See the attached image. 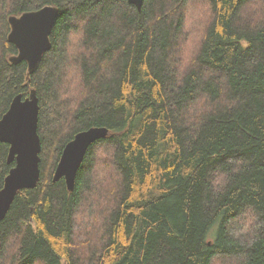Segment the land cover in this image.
Wrapping results in <instances>:
<instances>
[{"label":"trees","instance_id":"16d2710c","mask_svg":"<svg viewBox=\"0 0 264 264\" xmlns=\"http://www.w3.org/2000/svg\"><path fill=\"white\" fill-rule=\"evenodd\" d=\"M186 1L0 0V118L34 89L41 143L37 184L0 220V264H264V0H201L181 58ZM44 5L51 46L28 73L9 60L8 16ZM92 126L108 134L68 190L52 177L61 150Z\"/></svg>","mask_w":264,"mask_h":264},{"label":"water","instance_id":"95a60500","mask_svg":"<svg viewBox=\"0 0 264 264\" xmlns=\"http://www.w3.org/2000/svg\"><path fill=\"white\" fill-rule=\"evenodd\" d=\"M128 2L140 10L143 0ZM57 14V7L44 5L36 10L8 16V40L17 48V53L9 57L10 62L23 60L27 63L28 73L36 70L43 54L50 49L49 33ZM37 99L34 89L24 99L20 94L16 95L0 118V142L9 144L7 161H14L0 189V220L6 215L17 191L33 188L39 179L41 143L36 126L39 112ZM107 134L108 129L104 126H92L75 133L61 150L53 180L63 177L68 190H71L86 149Z\"/></svg>","mask_w":264,"mask_h":264},{"label":"rangeland","instance_id":"374dc122","mask_svg":"<svg viewBox=\"0 0 264 264\" xmlns=\"http://www.w3.org/2000/svg\"><path fill=\"white\" fill-rule=\"evenodd\" d=\"M208 7L205 5L204 2H202L201 0H188L186 1V11H185V36H183V38L181 39V44H182V50L180 48V51H182L181 58H186L188 56L189 53H191V51L194 48V39L197 38V35L193 32L195 30V28H197L199 34L202 30V24L204 23V21L208 18ZM71 39L73 41L74 44H79V38H78V34H73L71 36ZM184 48V50H183ZM184 51V53H183ZM74 66H70L69 64L67 65V70H66V77H65V87L64 90L68 89L70 92L73 93V91L76 90V83H78V77L76 75V73L73 72L74 70ZM63 90V92H64ZM62 92V91H61ZM71 93V94H72ZM63 97H65V94H63ZM102 174V170L99 167L98 169V175ZM91 198L93 200H97V197L93 194L91 196ZM88 218L85 214H81V215H76L75 217V225L77 226V228L75 229L76 232L78 233L77 238L81 239L84 236L85 231H87V228L82 229L81 225L86 224ZM249 219L245 218L242 220L241 222H238L241 226H243V223L248 222ZM83 233V234H79V233ZM240 232H243V228L241 227Z\"/></svg>","mask_w":264,"mask_h":264}]
</instances>
